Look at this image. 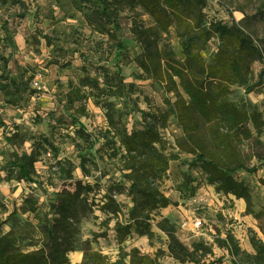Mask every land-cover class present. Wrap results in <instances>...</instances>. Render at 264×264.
Returning a JSON list of instances; mask_svg holds the SVG:
<instances>
[{
	"label": "trees",
	"instance_id": "obj_1",
	"mask_svg": "<svg viewBox=\"0 0 264 264\" xmlns=\"http://www.w3.org/2000/svg\"><path fill=\"white\" fill-rule=\"evenodd\" d=\"M97 1L99 6L92 9V13L97 14L95 19L100 26L113 28V31L108 29V34L122 31L121 11L141 9L151 18L153 24L134 18L129 28L141 48L137 56L131 57L124 42L117 38L119 41L116 46L124 62L127 65L135 62L149 77L165 83L170 91L182 88L187 97L181 96L174 106L185 136L191 143L188 153L194 155L193 160L206 173L208 183L214 185L218 193L232 194L237 199L245 200L247 215L252 214L260 220L262 236L255 232L250 237L254 252L241 250L230 232L223 236L220 230L214 235L212 244L204 239H195L191 245L182 241L176 226L160 213L161 209L172 204L163 190L172 159L166 152V141L161 131L166 127L168 115L165 112L143 110V127L129 131L111 98L125 97L134 85L126 82L121 69L101 67L97 76L86 75L77 85L70 83L65 107L89 98L103 104L109 128L102 135L105 142L100 144L97 152L104 151L109 158L114 159L119 156V171L125 182L115 181L110 187L107 186L103 204H100L91 197L96 192L98 180L92 184L75 179L74 165L69 169L60 166V172L66 173V177L72 180V188L57 192L47 214L32 230L41 236L37 243L39 247L32 250L23 248L20 241L24 239L25 233L13 225L5 232L6 223L0 219V264H70V253L74 251L83 254L80 264H161L163 256L172 257L181 263L201 264L209 255H213L214 245L228 251L232 264H264V223L261 221L264 210L255 213L248 185L236 177L239 170L253 174L264 169V143L261 140L263 111L249 100L227 98L230 85L243 82L250 65L264 62L263 50L233 16L232 24L223 20H208L205 9L210 0ZM18 2L24 7V16L27 13L26 3L22 0ZM2 28L5 39L15 50L7 21ZM171 34L180 40L182 59L177 58L169 38ZM215 36L220 40V47L214 60L207 62L201 51ZM8 63L9 59L6 58L3 71L0 72V92L17 95L29 90L28 81L10 77ZM77 110L85 115L82 106ZM71 119L78 125L77 136L93 148L100 137L89 131L76 115H71ZM16 136L18 132L6 138L14 145ZM245 142L250 145L249 153H245L242 148ZM36 144L32 152H16L14 159L8 162L11 172H16L15 177L11 175L9 180L26 181L43 189L50 183L37 175L36 162L42 153H53L58 158L60 149L48 138ZM77 146L81 149L80 143ZM79 156L82 172L86 176L91 175L88 155ZM93 166L99 168L97 163ZM119 194L131 197L133 205L128 211L118 201L116 196ZM31 198L27 197L24 201L29 204L27 208L24 207L25 212L37 210V201H31ZM3 207L4 203L0 199V209ZM96 210L106 215L101 221L102 226L107 229L113 226L120 249V255L114 261L101 250L94 249L90 240L80 237L81 221L90 216L99 219ZM133 235L148 237L152 246L156 242L161 246L154 255L144 253L136 246L126 251L124 244Z\"/></svg>",
	"mask_w": 264,
	"mask_h": 264
},
{
	"label": "rangeland",
	"instance_id": "obj_2",
	"mask_svg": "<svg viewBox=\"0 0 264 264\" xmlns=\"http://www.w3.org/2000/svg\"><path fill=\"white\" fill-rule=\"evenodd\" d=\"M18 1L0 0V72L3 71L4 60L8 58L10 77L22 78L30 86L29 90L17 95L0 92V199L4 203L0 209V219L6 223L4 231H9L13 225L25 233L20 241L23 248L32 250L39 247L37 243L41 236L32 230L47 214L57 192L72 188V180L66 177V173L60 172V166L69 169L74 165L75 179L92 184L98 180L96 192L91 197L100 204H103L107 186L110 187L115 181L125 182L119 171V156L114 159L104 151L97 152L100 144L105 142L102 135L109 128L103 104L89 98L65 107L70 83L77 85L83 76L95 77L101 67H106L110 70L121 69L126 82L134 85L125 97L111 98L129 131L143 127V110L168 115L166 127L161 131L166 141V152L172 159L163 190L172 204L161 209L160 213L176 226L182 241L191 245L195 239H204L212 244L214 235L220 230L223 236L230 232L241 250L254 252L250 237L255 232L262 236L260 220L252 214L247 215L246 202L239 201L232 194L218 193L214 185L208 183L206 173L193 160L194 155L188 153L191 143L185 136L174 106L181 96L187 97L182 88L170 91L165 83L149 77L135 62L127 65L116 46L119 38L124 42L128 54L137 56L141 48L129 28L134 18L153 24L151 18L141 9L121 11L122 31L108 34V29L113 31V28L100 26L95 19L97 14L92 13V9L99 6L97 0L89 3L79 0H22L27 9L24 16V7ZM205 13L208 20H223L229 24H232L233 16L264 52V0H210ZM5 21L15 42V50L5 39L2 28ZM169 38L177 58L182 59L179 38L175 34ZM219 47L217 36L205 44L201 53L207 62L214 60ZM227 98L251 101L263 111L264 117V62L250 65L243 82L230 85ZM81 106L85 108V115L77 110ZM71 115H76L89 131L100 137L93 148L77 136L78 125L72 122ZM15 132H18V136L13 145L6 137ZM45 138L60 149L58 158L53 153H42L36 162L37 175L50 184L41 189L26 181L9 180L11 175H16L8 168V162L14 159L15 153H30L35 149V144ZM261 140L264 143V130ZM242 148L245 153L251 151L248 142ZM80 154L88 155V166L92 167L89 176L79 167ZM95 163L98 169L93 166ZM236 177L248 185L255 213L263 211L264 169L253 174L239 170ZM27 197H32L31 201L36 199L38 207L35 212H25L24 207L29 205L24 202ZM116 197L126 211L132 207L130 196L119 194ZM96 215L99 219L90 216L81 221L80 237L90 240L94 249L101 250L114 261L119 257L120 249L113 226L107 229L101 225L106 217L101 211L96 210ZM198 219L203 223L200 228L196 227ZM261 221L264 223V216ZM154 229L158 231L155 226ZM124 245L126 251L136 246L151 255L161 246L158 242L152 246L148 237L138 235H133ZM231 259L228 251L214 245L213 255H209L201 264H232ZM160 261L161 264H195L181 263L169 256H163Z\"/></svg>",
	"mask_w": 264,
	"mask_h": 264
},
{
	"label": "bare ground",
	"instance_id": "obj_3",
	"mask_svg": "<svg viewBox=\"0 0 264 264\" xmlns=\"http://www.w3.org/2000/svg\"><path fill=\"white\" fill-rule=\"evenodd\" d=\"M239 201H242L243 203L245 202L244 199H238ZM82 252L81 251H74L72 253H70V259L72 263H80L82 260Z\"/></svg>",
	"mask_w": 264,
	"mask_h": 264
},
{
	"label": "built area",
	"instance_id": "obj_4",
	"mask_svg": "<svg viewBox=\"0 0 264 264\" xmlns=\"http://www.w3.org/2000/svg\"><path fill=\"white\" fill-rule=\"evenodd\" d=\"M194 201H196V198H194ZM203 225L202 221L198 219V221H196V227L200 228Z\"/></svg>",
	"mask_w": 264,
	"mask_h": 264
}]
</instances>
